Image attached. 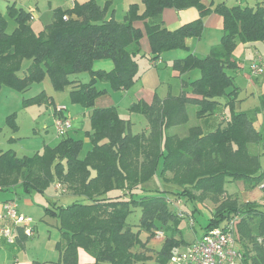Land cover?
<instances>
[{"label":"trees","instance_id":"obj_1","mask_svg":"<svg viewBox=\"0 0 264 264\" xmlns=\"http://www.w3.org/2000/svg\"><path fill=\"white\" fill-rule=\"evenodd\" d=\"M202 1L141 0L143 10L132 4L117 21L112 14L108 16V4L100 7L95 0H87L69 9L56 8L51 23L39 32L32 29L31 13L14 3L7 6V15L16 24L11 33L0 13V89L8 86L24 93L48 76L55 91L69 88L72 103L91 109V130L86 136L92 146L83 158L79 156L83 142L68 134L32 157L19 158L11 150L0 153V190L19 185L27 194L43 193L57 183L61 191L76 197L68 205L51 202L43 207L45 215L58 221L61 241L56 248L62 264H77L79 249L96 264H144L150 260L143 251L148 241L159 227L177 221L170 200L179 201L182 196L196 202L221 200L205 230L237 216L236 227L239 225L251 245L245 247L244 263L251 259L252 264H264V206L248 202L240 209L220 184L223 179L242 182L246 189L263 184L264 195V166L258 162L264 157V147L260 155L248 150L250 144L259 142V134L246 114L234 109L236 91L230 74L238 68L233 57L238 43L264 42V9L259 4L229 7L225 2L215 4V0L205 6ZM188 7H195L199 18L177 30L151 22L165 9ZM212 11L223 19L219 43L204 58L188 54L171 63L173 71L197 70L199 77L184 83L177 97L169 94L161 100L155 96L151 104L140 101L128 108L147 119V131L132 134V123L123 119L116 107L94 108L95 100L106 93L97 89L98 82L108 83L115 91L133 85L144 35L151 48L150 61L156 66L164 52L188 50L185 40L201 36L203 18ZM138 21L143 22L145 33L135 26ZM25 60L30 65L21 75ZM98 60H110L112 69L94 70ZM83 72L89 81L78 77ZM187 88L194 97H187ZM222 98H227L230 112L225 127L204 134L199 125L191 126L183 137L165 133L167 128L186 125L189 109L197 120L213 116ZM49 100L41 92L24 98L23 103L40 105ZM14 119L12 114L6 120L16 132ZM135 209L141 213L142 228L137 232L127 223ZM141 231L146 234L145 241L140 238ZM183 244L182 239L166 237L155 260L167 264L171 250Z\"/></svg>","mask_w":264,"mask_h":264},{"label":"rangeland","instance_id":"obj_2","mask_svg":"<svg viewBox=\"0 0 264 264\" xmlns=\"http://www.w3.org/2000/svg\"><path fill=\"white\" fill-rule=\"evenodd\" d=\"M72 1L73 0H0V13L5 18L6 31L8 33H11L14 30L16 24L14 20L7 15V6L15 2L16 6L31 10L33 12L34 17L31 21V25L35 32H39L43 30L46 25L51 23L53 11L56 8L61 7L62 9H69L71 8V5L73 3ZM76 1L81 2L84 0ZM119 1L122 2V0H118V2ZM136 1H138V6L141 7V10H143L141 0ZM224 1L229 6L239 4L243 6H245L246 4L255 6L254 4L256 2L255 0H215V4ZM131 2L132 0H126L124 9H122L121 5H119V7L117 8L116 16L118 21H121L123 19V14L125 10L130 6ZM102 3L104 2L102 1ZM165 14L166 12L165 10H163L160 14H158V16L155 17V20L162 21L161 19L164 18ZM205 19L206 17L203 18V31ZM168 20L170 22L171 19ZM180 27L181 24L178 20L168 26V28L172 30H177ZM143 41H146V43H148L146 37H144ZM147 49L148 46H140V53L137 56V75L139 77H137V79L129 89H127L126 91H115L107 83H97L98 89H102L104 87L107 88L108 94L110 96L109 98L111 100L110 105L117 107L120 116L132 123L130 129V132L132 134H140L144 131H147L149 128L148 121L143 115L128 110V108L132 104L137 102L139 95L147 96L143 100L151 102L155 93L161 98H164L167 93L178 95L180 91V79L177 77H173V74L175 73L171 70V62L169 61L170 57L168 56L172 55L173 51L175 50L164 52L161 55L164 63L157 66V68L151 69L149 68V56L148 53H146ZM235 53L238 68L235 72H231L230 74L234 76L233 81L235 80L236 83L240 86L241 95L237 98V101L244 102L249 97H247L246 93H242L245 89H247L245 76L247 74L248 79H250V77H255L250 70L252 51L242 49L240 52H237L236 50ZM29 64L30 61H23L22 71H25ZM93 68L94 70L105 69V71H109L112 68V62L110 60H98L94 62ZM148 69L153 70V72H150ZM195 73L196 74L190 75L184 79L193 80L197 78L198 71L196 70ZM142 75H146L143 80L142 78H140V76L142 77ZM157 75L160 76V82L156 77ZM78 77L83 82L89 81V75L85 72L78 74ZM139 79H141V82ZM146 79L148 81V85L144 86ZM161 82H164V84H162ZM236 83H234L235 86H237ZM43 89L47 95H51L54 98L55 106L49 105L47 109L45 106L39 107L24 105L22 102L21 93H19L16 89L8 86L2 87L0 92V149L3 148L4 150H7L8 148H12L16 152L17 156L25 155L28 157H32L36 154L37 151L42 152L45 145H57L61 138L57 136V133L53 128L55 115H52V113L55 107L65 106V116H67V118H69L71 121V129L68 132V136L76 140H81L83 142L82 150L79 155L80 158H83L92 146L90 140L86 136V132L91 130L89 120L90 109L83 108L78 104L72 103L69 97V88H66L63 91H55L48 76H46L40 83H33L27 95H35L38 92H41ZM244 107L250 108V112H252V114H255V112L257 111L259 112L260 110L253 101L248 102L246 105H244ZM8 108H10L9 110H11L10 112L8 111L9 113H15L14 121L19 125V131L17 133L12 132L10 128H8L9 124L7 123V120H5V111L8 110ZM192 112L193 111L189 109V120L186 125L184 124L176 126L174 128H167L165 133L167 135L169 134L183 137L187 134V129L189 127L199 125L195 116L193 117ZM216 112V115H213L209 119L201 121L200 125L202 127L208 126V128L214 129L227 124L225 118H228L229 120V110H226L224 115H222V108L218 109ZM221 116H223L224 118L220 119ZM12 137L20 138L17 140L9 139ZM259 142L260 143L258 144L249 145L248 150L251 154H257L258 152H260L261 148H263L264 126L259 133ZM258 162H260V164L264 166V157L260 156ZM220 184H222L224 190L229 193H226V196L230 195L233 197L232 199L237 200H235V204L238 208L245 209L246 206H243L242 202H250L259 204L262 207L264 206V200L262 199L260 188L244 190L242 182L234 183L231 181L229 182V180L227 179H223V182ZM152 185L154 187L157 186V182L153 181ZM162 187H164V185H162ZM197 193V191L194 192L195 195ZM3 194H5L6 197V194H8L9 198H14L16 200L19 212H21L23 215H26L27 217H30L33 221V224L30 227H33L35 235L33 238H29L25 244V248L23 250L17 251V253H20L21 256L25 254L28 256L32 255L35 256V258H38L42 254V256H48L47 258L54 257L56 260H58L56 264H62L59 261V251L56 248V243H58L61 237V233L57 227L58 221L54 216L44 215L43 207L51 202H57L61 205L71 204L73 203L74 199L68 198L67 195L70 194H62L61 191L56 192L53 184H51L43 193L32 191L31 193L27 194L22 190L20 186H16L13 192H3ZM0 195H2L1 190ZM238 198L241 202L238 200ZM232 199L231 201H234ZM26 200L29 202V204H25ZM196 200L197 202L188 201L183 196L179 201H176L173 198L170 200L171 205H169L171 207V210L173 214L178 218L176 222H173L172 224L169 223L166 227H159L160 231L164 233L166 237H177L181 233L182 238L187 242H192L196 238H201V236L205 232V228H207L210 222L216 205L220 204L221 200L213 201L210 198ZM228 200L227 202L229 203ZM223 208H226V206H221V209ZM262 209H264V207ZM140 217V210L135 209L127 218V223L129 224L133 232H137L142 228L140 226ZM256 221H254V223H256ZM225 224L226 222L219 225V227H223L225 226ZM249 224L253 225L252 223ZM244 225H246V223ZM241 232L242 231L241 229H239V225H237V227L235 226L238 248L240 249L242 255H244L247 252L245 247L249 249L248 247H251V245L247 244L248 240L243 238ZM140 238L142 241H145V232L141 231ZM152 239H150L148 243ZM16 242L17 240L15 241V244ZM151 246L155 251H158L160 248V245L156 243L154 244L153 242ZM146 247V250L143 249V251L150 257V260H148L144 264H158L157 261L154 260L156 259V252L151 251L148 248V244L146 245ZM2 251H5L9 258L14 255V253L8 249H2ZM150 251L152 252L151 254ZM251 262V259L249 261L247 260L248 264H252Z\"/></svg>","mask_w":264,"mask_h":264},{"label":"crops","instance_id":"obj_3","mask_svg":"<svg viewBox=\"0 0 264 264\" xmlns=\"http://www.w3.org/2000/svg\"><path fill=\"white\" fill-rule=\"evenodd\" d=\"M85 1H87V0H84V1H81V2H77L76 0H73L71 8L74 6L75 3H83ZM102 1L104 3H102ZM125 1L126 0H122V2L121 1L118 2V0H95V2L100 7H103L105 4H108V11H107L108 12V16L112 14L113 17L116 20H117V17H116L117 16V8L119 7V5H121L122 9H124L125 5H126ZM255 1L256 2H255L254 5L259 4L264 9V0H255ZM137 3H138V1L132 0L130 5L137 4ZM202 3L205 6H209L210 5L209 0H203ZM218 3H220V2H218ZM14 4H15V2H14ZM225 4H226V2H225ZM227 6H229V5H227ZM232 6H243V5L239 4V5H232ZM245 6L254 7V6H251L249 4H246ZM58 8H61V7H58ZM139 9L141 11V7L140 6H139ZM25 10H27V9H25ZM27 11L31 13L32 20H33V17H34L33 12L31 10H27ZM165 12H166V14H165L164 18L161 19L162 21H156L155 18H154L153 19L154 21L152 20L153 21L152 23H162L165 28H167L168 30H171V31H174V30L168 28V26L171 23H173V22H175L177 20L180 22L181 26H184V25H187L189 23H192V22L196 21L199 18V12H198V10L195 7H188V8L182 9V10L165 9ZM124 14H125V12H124ZM124 14H123V16H124ZM168 19H171L170 22H169ZM135 26L145 33L144 24H143L142 21L136 22ZM222 29H223V19H222V17L220 15H218L216 12L212 11L211 13L208 14V16H206L205 23H204V31L202 32L201 36L199 38H195V37L187 38L185 40V44H186L188 50H177V51L175 50V51H173L172 55H168L170 57L169 61L172 63L175 59L184 58L188 54H193V55H195V56H197L199 58H204L210 52L211 48L219 43L221 35H222ZM144 37H146V36L145 35L143 36L142 40L140 41V46L141 45L148 46V49L146 50V53H148V56H149V58H148V60H149V68H151V69L157 68V66L161 65L162 63H164V60L160 56V58H159V60L157 62V65L153 66L152 62L150 61V57H152L151 48H150L148 40H147L148 43H146V41H143ZM242 49H247V50H251L252 51L251 63L258 57H263L264 58V42H257V43H253V44L238 43L236 45V48H235L234 52H233V57H234L235 60H237L236 56H235L236 55V53H235L236 50H237V52H240ZM112 67H113V65H112ZM151 69H148V70L150 72H153V70H151ZM195 71L196 70L189 71V72H186L184 74H179L178 72L173 71L175 73V74H173V77H177V78L180 79V91H179L178 95H172L171 93H167L164 98H161L160 96H158L155 93L153 98H152V101L148 102L147 100H143L147 96H143V95H139L138 94L139 98H138L137 102L142 101V102H145L147 104H151L153 102V99H154L155 96H157L161 100L165 99L169 94H171L174 97L179 96L182 93V91H183L182 90V87H183L182 85L184 83H191L192 81L196 80L199 77V72H198V77L197 78H195L193 80H191V79L185 80L184 79V78H187L190 75L196 74ZM23 72H24V70L20 74L22 75ZM232 72H234V71H232ZM145 76L146 75H142V77L140 76V78H142V80H143ZM156 77L158 78V80L160 82V76L157 75ZM139 80L141 82V79H139ZM245 80H246L247 89H245L242 93H246L247 97L248 96L249 97L244 102L237 101V98L240 97V95H241L240 94L241 90H240V86L236 83V81L235 80H234L235 82L233 81L237 85V86H235V85L233 86V89L236 91L235 92L236 94L233 93L236 96L235 102H234V109H235L236 112H240V113L246 114V116L250 119L254 130L259 134L261 132V130L263 129V126H264V74H262L260 76L250 77V79H248L247 74H246ZM101 83H103V82H101ZM161 83L164 84V82H161ZM145 85H148L147 79L145 81L144 86ZM96 87H97V84H96ZM30 88H31V86L24 93L23 92H19V93H21L22 102H23L24 98H31V97H34V96L40 94L41 92H43V94L46 96V98H49L50 100L48 102L47 101L43 102L40 105L39 104H34L32 106H39V107L40 106H45L47 109H48L49 105L55 106L54 98L51 95H47L45 93L44 89L41 92H38L35 95H32V96L27 95V93L30 91ZM1 89H0V92H1ZM103 89L106 90V93L101 95V96H99L95 100L94 108L115 107V106L110 105L111 100L109 98L110 96L108 94L107 88L104 87V88L98 89V90H103ZM69 91H70V89H69ZM121 91H123V90H121ZM185 91L187 93V97H194V95L190 92V88H187ZM231 97H233V96H231ZM252 101L256 104V106H258V109H260L259 112L257 111V112H255V114H252V112H250V108L244 107V105H246L248 102H252ZM226 102H227V98H222L220 100V102H219L220 105H219L218 109L222 108V110H223V114L222 115H224L225 111L228 110V106L225 105ZM9 109L10 108H8V110L5 111V113H6L5 114L6 115L5 116L6 117L5 120L7 119L8 116H10L12 114L15 115V113H12V112L9 113L11 111ZM90 112H91V109H90ZM52 115H54V110H53ZM214 115H216V114H214ZM209 118H205V119H209ZM222 118H224V117L221 116L220 119H222ZM205 119L197 120L198 124L201 127V129H202L204 134L208 133V132H212V131H214L216 129V128H214V129L208 128V126L202 127L200 125V123H201V121H204ZM225 119H226V121L228 120V118H225ZM225 125L226 124L220 126V128L225 127ZM17 126H18V130L16 132L12 131L10 126L8 128H10V130L12 132L17 133L19 131V125L17 124ZM19 138L20 137H18V138L12 137V138H9V139L17 140ZM260 142H258V143H260ZM47 146H49V145H47ZM51 147H53V146H51ZM263 147H264V145H263ZM8 150H11V151H13L16 154V152L12 148H8L7 150H4L3 148H1L0 149V153L8 151ZM262 151H263V148H261L260 152H258L257 154H254V155H260V153ZM36 153H41V152L37 151ZM16 156H17V154H16ZM17 157L21 158V157H28V156L22 155V156H17ZM52 184L54 185V189H55L56 192L61 191V189L58 187L57 183H52ZM262 185L263 184L255 187V188H260V191L262 193V199L264 200V195H263V192H262ZM15 187L8 188L7 190H1L2 191V195H0V198H1V200H0V212L2 210V204L3 203H5L7 201L8 202L9 201H15L16 202V200L14 198H9L8 194H6L7 197L5 196V194H3V192H9V191L13 192V190H15ZM17 187H19V185ZM243 189L246 190L244 184H243ZM251 189H254V188H251ZM247 190H250V189H247ZM61 193L62 194H70V195H67L68 198H70V199L72 198L74 200L76 199L75 196H73L71 193H68L67 191H61ZM238 200L240 201L239 198H238ZM242 203H244V202H242ZM263 203H264V201H263ZM25 204H29V202L26 200ZM46 206H48V205H46ZM43 214L45 215L44 210H43ZM2 224H3V222L0 221V225H2ZM33 231H34V229H33ZM21 232H22L21 229H18L16 231L15 235L16 234H18V235H17V238H16L17 242L14 245H9L8 243L5 242L4 239L0 238V264H48V263L49 264H56L57 263L58 260H56L54 257L47 258L48 256H42V254H41L38 258L37 257L35 258V256H32V255L28 256V255L25 254V255L21 256L20 253H17V251L23 250L25 248V244H26L27 240L29 239V238H25L24 235H23V232L22 233ZM157 233H161L162 235H157ZM34 235L35 234H33V236L31 238H33ZM165 238H166L165 234L162 233L160 230H158L155 233L154 238L149 243H147L148 244V248L151 251H155L153 249V247L151 246L152 242L154 244L156 243V244L160 245V248H161ZM175 238L176 239H182L186 244L190 243V242H187L186 240H184L182 238L181 233L179 234V236H177ZM60 241H61V237H60V240L58 242H60ZM160 248H159V250H160ZM2 249H8L11 252H13L14 255L11 258H9V256H7V253L5 251H2ZM151 251H150V254L152 253ZM158 251H155L156 254H157ZM59 259H60V253H59ZM77 264H96V263H95L94 259L87 252H85L82 249H79L78 253H77Z\"/></svg>","mask_w":264,"mask_h":264},{"label":"built area","instance_id":"obj_4","mask_svg":"<svg viewBox=\"0 0 264 264\" xmlns=\"http://www.w3.org/2000/svg\"><path fill=\"white\" fill-rule=\"evenodd\" d=\"M65 20L66 17H63ZM253 76L264 74V58L258 57L251 63ZM65 106H57L54 109L53 128L58 137L68 134L71 129V121L65 116ZM0 238L9 245H14L18 229L27 238L33 236V221L30 217L19 212L15 201L2 204L0 212ZM238 217L227 221L223 227H214L205 230L201 238H196L190 243L174 247L170 252L167 264H245L244 257L238 248L235 226ZM15 231V232H14ZM157 235H162L157 233Z\"/></svg>","mask_w":264,"mask_h":264}]
</instances>
